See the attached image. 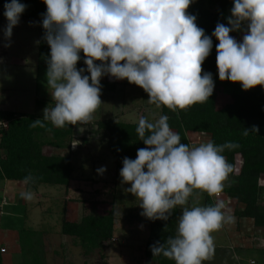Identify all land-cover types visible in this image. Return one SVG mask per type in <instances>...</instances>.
Masks as SVG:
<instances>
[{
    "label": "clouds",
    "instance_id": "9594fccd",
    "mask_svg": "<svg viewBox=\"0 0 264 264\" xmlns=\"http://www.w3.org/2000/svg\"><path fill=\"white\" fill-rule=\"evenodd\" d=\"M192 2L43 0V39L50 46L46 82L55 104L45 107L42 119H35L31 126L45 127L47 121L62 128L88 122L102 103L101 77L105 75L140 86L157 108L166 106L176 112L203 103L215 86L212 73L202 69L213 48L212 37L218 40L220 81L240 82L244 90L264 87V0H233L227 26L218 23L211 36L186 11ZM26 8L20 0H6L5 47L10 46L13 27ZM234 31L246 34L237 41L230 36ZM81 52L86 68L78 69ZM258 131L253 125L251 130L244 128L243 135ZM136 132L147 147L138 149L135 159H122L121 182L130 184L124 190L139 200L141 215L150 220L167 221L173 209H182L175 235L151 244L152 255H162L175 264H203L215 253L212 233L234 223L235 217L225 213L222 199L189 206V197L194 189L210 196L224 190L233 165L222 153L239 145H217L212 140L194 146L181 143L167 115L154 121L139 117ZM105 170L101 166L96 171L103 174ZM20 196L33 198L30 191ZM114 213L121 215V210Z\"/></svg>",
    "mask_w": 264,
    "mask_h": 264
},
{
    "label": "rangeland",
    "instance_id": "374dc122",
    "mask_svg": "<svg viewBox=\"0 0 264 264\" xmlns=\"http://www.w3.org/2000/svg\"><path fill=\"white\" fill-rule=\"evenodd\" d=\"M212 1L203 2L214 8ZM225 1L232 8L233 0ZM3 13L4 8L0 7V110L34 113L42 118L43 109L55 104L46 82L48 56L38 54L42 20L21 14L19 23L13 27L11 44L5 47L3 28L7 21ZM244 34L245 31L230 32L237 41H241ZM111 84L118 85L116 90L110 89ZM101 85L102 103L88 122L75 125L74 139L68 147L72 151L69 154L72 171L67 185L39 184L28 189L16 181L5 183L0 180V227L15 222L17 228L14 229L22 227L21 230L25 231L24 236L15 235V243L21 238L23 248H19L20 244L14 248L13 242L10 249H15L16 255L10 249L5 251L6 260L11 255L15 257L13 263L6 264H145L147 218L141 215L139 200L124 190L130 184L121 182L120 171L116 170L108 149L107 133L98 129L96 124L109 117L127 123H137L141 116L154 121L161 116V111L148 102V94L140 86L127 79L118 80L105 75L101 77ZM36 98L41 103H36ZM224 101H229V97L220 93L219 105ZM171 129L176 132L175 128ZM185 136L189 146L210 140L208 133L186 132ZM49 151L63 155L66 148ZM239 159L236 156V161ZM236 164L235 174H238L239 161ZM101 166L106 167L103 174L96 171ZM260 183L263 186L264 179ZM22 191H30L33 198L23 199L20 196ZM206 193L194 189L189 206L193 203L204 205ZM210 198L213 204L222 199L226 205L225 213L233 215L235 222L212 233L215 253L203 264H264V228L256 227L252 218L238 215L236 211L243 204L227 198L223 191ZM176 208L179 217L181 206ZM115 209H120L121 215L115 214ZM109 212L114 215L113 234L100 240V247L86 251L78 238L61 232L64 220L79 221L90 213L106 215ZM26 245L32 250L29 254L24 250Z\"/></svg>",
    "mask_w": 264,
    "mask_h": 264
},
{
    "label": "trees",
    "instance_id": "16d2710c",
    "mask_svg": "<svg viewBox=\"0 0 264 264\" xmlns=\"http://www.w3.org/2000/svg\"><path fill=\"white\" fill-rule=\"evenodd\" d=\"M203 1L193 0L186 11L195 15L197 26L204 29L206 35L211 36L218 23H226L231 5L225 0H217V2L213 0L210 3L214 8H211ZM5 2L6 0H0L1 8H4ZM20 2L27 5L22 15L42 20L41 14L46 11L43 0H20ZM44 31L42 28L39 33L38 54L49 56L50 46L43 39ZM212 40L213 48L202 64L203 71L212 73L215 84L209 100L195 103L184 110L177 109L176 112L162 106L161 115L168 116V123L180 134L181 143L188 144L186 132H201L210 134V140L217 145L226 142L239 145L236 148H225L222 153L233 165V171L226 179L223 192L235 203L243 204V207L236 211L238 215L252 218L256 227L264 228V196H262L264 185L260 183V180L264 179V87L256 85L244 90L240 82L220 81L215 48L218 40L215 37H212ZM80 55L81 60L77 62V68H86L83 63L84 54L81 52ZM220 93L228 96L229 101L219 105ZM35 101L41 103L37 98ZM0 119L7 121V128L0 136V180L20 182L28 189L39 184L61 186L68 184L72 171L69 157L72 151L68 147L70 141L74 139L75 125L58 128L45 121V127H32L34 120L38 119L34 113H16L11 110H0ZM96 125L98 129L107 133L108 149L114 158L117 171L122 168L124 157L135 159L137 150L147 147L136 132L137 123L121 122L109 117L100 120ZM253 125L258 126L259 131L250 132L247 136L243 135L244 128L251 130ZM61 148H66L63 155L49 151V149ZM236 156L240 158L237 160L240 164L238 174H235ZM29 176L31 179L26 182L25 178ZM209 204L213 202L206 193L204 205ZM23 213L25 214V210ZM178 214L179 211L175 208L167 221L146 219L148 235L143 252L145 264H175L174 260L162 255L153 256L149 246L156 241L162 243L169 236L175 235ZM113 222V212L106 215L90 213L79 221L64 220L61 222V232L78 238L81 246L86 251H90L100 247V240L112 236ZM14 223H6L7 225L1 223L2 226L10 229L0 227V264L13 263L16 254L15 249H10V244L15 243L16 234H19V237L25 234V231L21 230L22 227L14 229L17 228ZM18 241L14 248L21 243V238ZM24 247L28 254L32 251L29 246ZM19 248L22 249L23 245L20 244ZM7 249H10L14 255L6 260Z\"/></svg>",
    "mask_w": 264,
    "mask_h": 264
},
{
    "label": "built area",
    "instance_id": "2783aa9c",
    "mask_svg": "<svg viewBox=\"0 0 264 264\" xmlns=\"http://www.w3.org/2000/svg\"><path fill=\"white\" fill-rule=\"evenodd\" d=\"M5 128H7V121L5 119H0V136L3 130H5ZM2 251H4L2 249Z\"/></svg>",
    "mask_w": 264,
    "mask_h": 264
},
{
    "label": "crops",
    "instance_id": "0c3cea01",
    "mask_svg": "<svg viewBox=\"0 0 264 264\" xmlns=\"http://www.w3.org/2000/svg\"><path fill=\"white\" fill-rule=\"evenodd\" d=\"M117 86H118V85H113L112 87H110V89L116 90V87H117ZM117 90H118V89H117ZM3 181H5V183H9L10 180H6V179H5V180H3ZM19 183H20V182H17L18 185H19ZM24 187H25V185H24Z\"/></svg>",
    "mask_w": 264,
    "mask_h": 264
}]
</instances>
